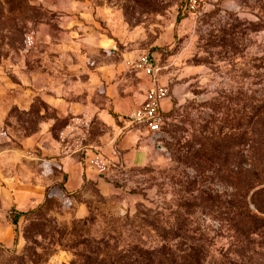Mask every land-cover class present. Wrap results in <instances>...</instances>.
Wrapping results in <instances>:
<instances>
[{
    "label": "rangeland",
    "instance_id": "rangeland-1",
    "mask_svg": "<svg viewBox=\"0 0 264 264\" xmlns=\"http://www.w3.org/2000/svg\"><path fill=\"white\" fill-rule=\"evenodd\" d=\"M113 4L0 0V235L11 210H34L0 264H264V0H216L177 26L178 0H127L139 35L109 51L84 29ZM161 34L157 77L177 91L148 164L119 171V195L63 193L64 162L111 138L83 68L136 65Z\"/></svg>",
    "mask_w": 264,
    "mask_h": 264
},
{
    "label": "crops",
    "instance_id": "crops-1",
    "mask_svg": "<svg viewBox=\"0 0 264 264\" xmlns=\"http://www.w3.org/2000/svg\"><path fill=\"white\" fill-rule=\"evenodd\" d=\"M125 1L127 0H114L112 7L106 6L103 9H97L96 18L91 19L89 26L84 29L89 32V35H95L93 40L105 42L104 46L109 51L115 50L117 42H124L129 35L131 40L139 35L140 27L128 28L131 21L122 11V3ZM136 1H138V7H145V0ZM97 17L101 19L98 20ZM132 23L137 26L141 25V21L132 20ZM101 24L104 25V28H98ZM157 24L158 21L154 20L152 28ZM162 35L164 34L156 38L153 37L151 41L153 42L152 46L157 49L150 56L159 70L161 68L157 67L156 59L159 56L157 51L159 52L161 49V42L164 39ZM167 36L168 33L165 38ZM134 52L121 53V56L133 57ZM142 55L147 54L140 56ZM83 69H85L83 73L86 75L83 76L81 85L85 91V103L89 108L88 117L94 119L99 116L109 128L111 138H107L100 145L95 143V147L92 148L94 151L87 150L82 161L64 162L59 188H62L63 193L71 195L77 193L83 185L93 184L102 196L112 197L119 195V189L114 182L119 171L142 168L148 164L151 158L152 136L143 125L131 124L128 119L142 105L145 94L152 88L153 83L150 77L137 70L136 65L129 64L127 60L121 61L117 65L84 67ZM156 82L167 90L168 98L161 101L159 109L161 115L165 116L174 108L177 90L172 85L171 78L164 74H159L158 77L156 75ZM97 105L100 107L98 108ZM35 199L31 198L30 201ZM1 232L0 243L8 246L13 238V230L11 232L9 228H4Z\"/></svg>",
    "mask_w": 264,
    "mask_h": 264
},
{
    "label": "built area",
    "instance_id": "built-area-1",
    "mask_svg": "<svg viewBox=\"0 0 264 264\" xmlns=\"http://www.w3.org/2000/svg\"><path fill=\"white\" fill-rule=\"evenodd\" d=\"M216 0H178L177 12L181 16H197L205 11L206 7ZM136 69L152 79L153 86L146 92L144 102L129 118L131 124L143 125L147 132L156 138L160 134L164 117L161 115L160 103L168 98L165 87L156 82L158 73L154 60L142 55L138 58Z\"/></svg>",
    "mask_w": 264,
    "mask_h": 264
},
{
    "label": "trees",
    "instance_id": "trees-1",
    "mask_svg": "<svg viewBox=\"0 0 264 264\" xmlns=\"http://www.w3.org/2000/svg\"><path fill=\"white\" fill-rule=\"evenodd\" d=\"M178 17L179 18H177V20H176V25H178L181 22L182 18H183V16H178ZM256 117L257 116H255V118ZM202 145H204V144H199V146H202ZM202 147H203V151L195 153V158L200 159L201 163L205 162L204 160L207 158V154H206L207 151L205 153L204 146H202ZM260 155H261L260 159L264 162V152H261ZM33 211L34 210H30V211H27V212H19V211H16V210H11L10 211V213L8 215V220H9L11 226L13 227V232L16 231V227L18 225L19 220L22 217H25V216L29 215Z\"/></svg>",
    "mask_w": 264,
    "mask_h": 264
}]
</instances>
